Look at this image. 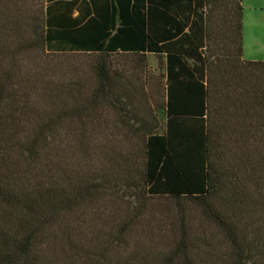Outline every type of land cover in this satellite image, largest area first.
<instances>
[{
  "label": "trees",
  "instance_id": "obj_1",
  "mask_svg": "<svg viewBox=\"0 0 264 264\" xmlns=\"http://www.w3.org/2000/svg\"><path fill=\"white\" fill-rule=\"evenodd\" d=\"M240 1L42 0L27 42L17 21L0 20V264H264V62L241 58ZM32 47L94 54L88 98L57 88L42 95L49 108H36L10 74ZM113 54L160 59L161 134L152 109L139 116L131 90L117 83L105 60ZM100 100L141 138L136 169L118 165L105 181L98 151L81 140L69 164L73 144L62 142ZM103 183L141 202H175L179 231L156 261L128 250L131 217L106 227L103 242L88 238L90 200ZM183 201L205 233H192Z\"/></svg>",
  "mask_w": 264,
  "mask_h": 264
},
{
  "label": "rangeland",
  "instance_id": "obj_2",
  "mask_svg": "<svg viewBox=\"0 0 264 264\" xmlns=\"http://www.w3.org/2000/svg\"><path fill=\"white\" fill-rule=\"evenodd\" d=\"M42 6V0H0V20L7 22V26H13L17 21L22 28L19 40L27 42L31 40L30 21L40 16ZM240 6L242 59L264 62V0H241ZM6 33L8 39L15 42V37L9 31ZM97 59L94 54H56L32 47L23 51L15 60L10 74L16 77L19 86L28 94L34 106L42 110L49 108L45 101L47 98L42 99V95L48 90L64 89L69 94H78L81 99H87L95 87L93 70ZM105 60L111 70L118 72L120 77L117 83L131 90L135 112L147 118L148 110L152 109L157 119L155 133L161 134L164 117L161 109L160 59L150 54H113ZM222 68L237 72L236 67L229 68L226 61ZM213 104L218 106L215 102ZM218 104L221 107L230 106L229 102L222 100ZM91 108V115L80 121H72L70 130L62 137L63 143L73 144V150L65 154L68 163L77 161L76 151L82 140L89 143V153L99 152L97 169L103 173V180L106 178L104 174L109 170L113 171L118 165L136 169L140 163V134L104 101L100 100ZM231 138L224 140L225 146H230ZM102 186L104 189L90 200L94 214L85 219L89 232H93L87 233L88 238L97 236L94 244L98 239L103 242L106 227L131 217L132 227L126 236L128 250L137 254L145 253L149 261H156L172 245L174 236L179 231L180 217L176 213L175 202L166 198L144 199L141 202L132 196L131 190H125L120 185L109 187L103 183ZM180 204L181 212L188 216L192 233H205V228L203 227V231L200 228L202 221L197 208L184 201Z\"/></svg>",
  "mask_w": 264,
  "mask_h": 264
},
{
  "label": "crops",
  "instance_id": "obj_3",
  "mask_svg": "<svg viewBox=\"0 0 264 264\" xmlns=\"http://www.w3.org/2000/svg\"><path fill=\"white\" fill-rule=\"evenodd\" d=\"M241 58H242V48H241ZM244 60V59H243Z\"/></svg>",
  "mask_w": 264,
  "mask_h": 264
}]
</instances>
